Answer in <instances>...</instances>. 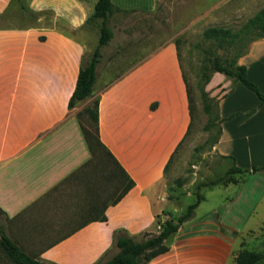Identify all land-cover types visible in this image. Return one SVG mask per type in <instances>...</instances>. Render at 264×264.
Here are the masks:
<instances>
[{"label": "crops", "instance_id": "0c3cea01", "mask_svg": "<svg viewBox=\"0 0 264 264\" xmlns=\"http://www.w3.org/2000/svg\"><path fill=\"white\" fill-rule=\"evenodd\" d=\"M96 1L24 0L49 11L53 24L0 26V224L25 251L53 264H92L112 250L115 228L137 237L156 231L161 212H181L165 187V167L191 116L172 39L147 54L121 55L118 67L101 51L93 95L68 108L85 51L74 31L84 27ZM111 1L120 10L142 12L155 11L159 2ZM12 3L0 0V13ZM238 63L264 93V37L251 40ZM222 77L228 86L218 101L220 132L213 149L231 160L228 167L264 164V101L243 81L214 72ZM94 97L99 137L134 180L105 207L106 220L54 210L47 198L91 156L76 113ZM213 187L224 191L217 202L203 207V195L193 217L171 236L169 249L146 264H229L233 252L246 246L248 235L264 224V172L235 171Z\"/></svg>", "mask_w": 264, "mask_h": 264}, {"label": "rangeland", "instance_id": "374dc122", "mask_svg": "<svg viewBox=\"0 0 264 264\" xmlns=\"http://www.w3.org/2000/svg\"><path fill=\"white\" fill-rule=\"evenodd\" d=\"M263 5L264 0H159L153 12L118 9L109 18L113 36L100 49L105 57L116 59L114 67L121 66V62H116L121 55L147 54L170 39L177 45L192 98V121L188 133L165 167V187L171 197L178 198L179 211H184L197 193L205 196L200 203L206 207L216 203L220 193L224 192L213 186L227 182L231 160L223 161L213 145L220 127L218 101L228 85H224L223 77L214 78L212 59L215 56L222 60L231 59L247 48L255 36L251 28L246 29L247 21ZM7 10L10 13L0 19V26L32 22L53 24V16L48 12H42L38 20L22 19L15 14L19 11V4L15 1ZM210 26L228 28L231 33L224 38L206 37L203 32ZM100 27L101 18H95L74 31L85 44V58L91 56L98 44ZM80 120L87 125L86 117ZM97 159L98 163L86 173L70 176L52 190L47 198L55 205L54 210H81L82 218H87L99 213L102 201H111L118 194L120 188L115 187L116 179L108 177L111 168L107 167V161L104 157ZM167 216V213H160L161 218ZM3 221L0 212V223ZM248 236L246 246L242 245L233 252L229 264H237L235 258L242 249L264 252V224L255 234ZM115 249L113 247L108 254ZM0 264H12L1 247ZM256 264H264V257Z\"/></svg>", "mask_w": 264, "mask_h": 264}, {"label": "trees", "instance_id": "16d2710c", "mask_svg": "<svg viewBox=\"0 0 264 264\" xmlns=\"http://www.w3.org/2000/svg\"><path fill=\"white\" fill-rule=\"evenodd\" d=\"M19 4V11L15 14L20 17H27L29 19H37L42 10H35L26 5L24 0H13ZM120 9L115 6L111 0H97L95 3L92 14L87 18L83 26L88 24L95 18H101L100 35L98 38V44L94 48L91 56L81 59V65L76 78L75 86L68 99V108H73L81 100H85L93 95V85L96 80V65L101 56V46L108 43L113 36V30L109 25V18L115 10ZM10 11L6 10L0 13V19L6 18ZM248 26V27H247ZM246 29L255 33V36L251 40L264 37V5L256 11V13L248 19ZM249 30V31H250ZM206 37L224 38L230 35L228 28L210 26L204 30ZM248 48V45H247ZM247 48L231 59H221L218 56L212 59V71L222 72L225 76L232 80H241L249 87L253 88L264 101V93H262L257 85L252 82L246 75L245 65L238 63V59L242 54L247 51ZM184 76V74H183ZM210 75H207V79ZM184 80L187 87V97L189 104V111L192 121V98L190 89L187 84V80L184 76ZM98 97H94L93 100L86 104L83 108L77 111L76 115L79 119L83 134L89 146L91 156L84 162L77 170H75L71 176H78L84 174L88 169L98 163L97 157H104L107 161L108 177L116 179L115 187L120 188L118 194L112 198L111 201H102L100 211L97 214L91 216V220H106L107 216L104 212L105 207L108 204L117 202L124 193L134 184V180L127 174L125 169L121 166L117 158L107 148V146L101 141L98 133ZM86 117L87 125L81 122L80 118ZM220 132V127H219ZM188 133V130H187ZM170 160V159H169ZM168 163V162H167ZM167 166V165H166ZM248 170H259L264 172V164L252 165L250 168H242L235 164L231 165L227 169L230 179L231 175L235 171L244 172ZM70 177V176H69ZM227 180V181H228ZM216 181V180H215ZM202 196L197 193L195 200L187 205L184 211L177 213L176 215L169 214L166 218L157 216V229L154 232L143 231L139 236H132L123 227H118L113 230L112 233V245L116 248V251L108 254L109 250H106L94 263L92 264H146L151 258L165 252L169 249L171 236L179 229V227L187 220L193 217L195 207L198 205ZM168 213V212H166ZM83 225V224H82ZM0 247L3 249L7 258L11 260L12 264H53L47 261L36 258L25 251L16 241H14L4 230L2 224H0ZM264 257V252L242 249L235 258L237 264H256L259 259Z\"/></svg>", "mask_w": 264, "mask_h": 264}]
</instances>
